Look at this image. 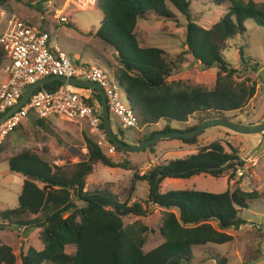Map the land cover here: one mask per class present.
Instances as JSON below:
<instances>
[{"label":"trees","instance_id":"trees-1","mask_svg":"<svg viewBox=\"0 0 264 264\" xmlns=\"http://www.w3.org/2000/svg\"><path fill=\"white\" fill-rule=\"evenodd\" d=\"M192 1L96 0L103 19L94 36L115 51L117 65H109V69L113 81L124 90L139 126L165 122L167 125L160 132L166 133L171 131L168 124H184L196 115L208 117L200 119V124L210 119H226V114L242 111L255 96V83L242 80L240 71L231 68L223 54L229 41L246 33L245 20H253L264 29V3L214 0L218 7L225 3L229 7L217 23L204 29L192 20ZM8 2L0 0V9L6 8ZM177 14L186 20L185 53L202 69L217 70L211 87L191 85L184 80L168 82L185 62L184 57L171 59L162 49L142 44L137 39L136 27L141 19L152 15L162 21H173ZM237 52L243 69L248 70L244 48ZM4 59L0 48V70ZM64 86L54 82L44 85L42 90L54 93ZM87 91L91 92V97L86 103L99 109L100 95L94 90ZM29 119L44 129L42 122L33 117ZM100 120L103 131L101 116ZM117 131L123 142L121 129ZM157 133L152 132L136 143L141 144ZM24 135L19 125L7 138L8 146L21 143ZM197 137L180 141L194 146ZM85 144L87 158L75 164L58 166L30 150L6 159L9 171L23 179V186L18 206L0 212V231L4 228L38 230L43 245L40 251L30 247L21 256V264H192L194 247L232 242L233 236L226 231H238L245 226L241 213L249 209L251 202L263 198L257 191L245 192L239 187L220 194L196 190L160 192V185L166 179L188 180L200 175L221 178L232 171L227 179L234 181L237 172L245 168V162L238 160V152L232 145L220 141L203 146L184 159L156 165L143 175L135 173L130 192L135 191V183H146L147 202L163 210L159 227L163 241L145 253L148 227L138 220L124 225V219L146 217V209L139 204L120 203L107 190L86 188V179L95 165L133 170L131 163L114 161L96 140L85 138ZM149 151L154 154L152 148ZM213 260L216 264H226L222 258ZM0 264H17L11 247L2 242Z\"/></svg>","mask_w":264,"mask_h":264},{"label":"rangeland","instance_id":"rangeland-1","mask_svg":"<svg viewBox=\"0 0 264 264\" xmlns=\"http://www.w3.org/2000/svg\"><path fill=\"white\" fill-rule=\"evenodd\" d=\"M213 1L193 0L191 4L192 20L204 29H209L217 23L229 7L227 3L218 7L214 5ZM242 1L264 3V0ZM67 2L68 0H9L7 7L0 9V34L7 27L11 17H15L20 22L49 32L52 46L59 47L77 64L98 66L113 81L109 65L114 67L117 65L115 51L94 36L102 19V15L96 7L97 2L88 11H79L71 5L65 9L64 5ZM60 12L62 16L68 17V25L59 24ZM185 26L186 20L179 14L173 21H162L150 15L147 16V19L139 21L136 35L139 42L162 49L171 59L179 56L184 57L185 62L168 79V82L184 80L189 81L191 85L211 87L215 83L217 70L216 68L202 69L198 62L185 53ZM244 28L246 30L244 35L228 42V48L223 57L231 68L240 71L239 77L242 80L249 79L255 83L256 93L242 111L226 114L225 118L233 123L250 126L264 119V29L259 28L253 20H245ZM241 47L244 48L246 65L249 67L246 71L238 58L237 51ZM253 68H256L255 72ZM120 89L121 101L128 105L124 90L121 87ZM82 91L80 92L82 95L89 96L87 90ZM97 110L100 111V108ZM109 116L113 132L118 135L117 130L121 129L124 135L123 142L129 146L137 145L138 139H143L152 132H160L167 125L165 122H160L147 127L140 126L139 130H123L114 116L111 114ZM204 118L208 117L196 115L184 124L170 123L168 126L171 131L184 132L199 125L200 119ZM27 122L29 128H26L24 132L26 135L21 143L10 147L7 139L0 150V212L12 210L18 206V196L23 184V179L12 175L7 163L3 162L7 158L27 150L36 151L48 162L58 166H64L67 163L75 164L84 158L76 152L80 153L81 148H84L82 132L85 133L88 130L86 122L82 124V129L79 124H74L79 126L77 128L69 127L65 132L57 126L52 125L49 128L47 123L46 128H49V131H43L35 126V121ZM65 125L73 124L65 123ZM80 129L82 132H79ZM257 139L255 135L243 136L223 128H210L197 137V144L194 146L172 139L160 141V144H155L154 148L151 147L154 154L149 151L151 148L136 154H119L117 152L116 156H108L116 162H130L133 170L110 169L97 164L93 173L86 179L87 189L89 191L107 190L120 203L139 204L143 209H146V217L129 216L124 219V225L132 224L138 220L148 227L146 244L143 248L146 253L155 249L163 241L159 234L163 210L151 202H147L148 186L146 183H135V191L130 192L133 175L135 173L143 175L156 165L184 159L214 141H220L223 144L229 143L237 150L239 158L244 159L243 162H245V168L241 170L242 175L239 176L238 171L234 181L228 182L227 179L232 171L221 178L200 175L188 180L166 179L160 185V192L196 190L220 194L227 189L233 190L239 187L245 192L257 191L258 194L263 195L262 199L251 202L249 209L243 210L241 213V218L246 222L245 226L238 231L232 229L226 231L227 234L233 236L232 242L224 245L194 247L191 254L195 259L192 264H216L213 260L215 257L222 258L226 264H264V137L262 141L260 135V142L255 145ZM0 242L11 247L17 264H21V256L24 255L27 247L37 250L43 247L40 244L39 231L37 230L24 231L4 228L0 231Z\"/></svg>","mask_w":264,"mask_h":264},{"label":"built area","instance_id":"built-area-1","mask_svg":"<svg viewBox=\"0 0 264 264\" xmlns=\"http://www.w3.org/2000/svg\"><path fill=\"white\" fill-rule=\"evenodd\" d=\"M79 11H88L96 0H68L64 5ZM59 24H69L67 16L58 17ZM49 32L20 22L11 17L7 27L0 34V48L4 53L1 72L6 80L0 86V117L12 109L26 90L34 83L51 77L77 79L95 83L103 90L109 115H113L123 130H139V123L129 102L125 105L120 98V86L110 80L98 66L80 65L73 62L61 49L52 46ZM51 93L39 88L27 103L0 124V147L9 135L31 117L36 120L56 118L64 122L86 121L90 133L96 137L99 147L108 155L116 156V147L100 129V111L94 109L81 95V91L70 85ZM127 99V97H126ZM242 171H239L241 176Z\"/></svg>","mask_w":264,"mask_h":264},{"label":"water","instance_id":"water-1","mask_svg":"<svg viewBox=\"0 0 264 264\" xmlns=\"http://www.w3.org/2000/svg\"><path fill=\"white\" fill-rule=\"evenodd\" d=\"M59 82L62 84H67L72 87H75L76 89H82V90H94L98 92V94L101 97V118L103 122V131L105 136L112 142L116 148L126 154H136L141 151H147L155 144L159 143L163 140H184V139H193L197 136H199L201 133H203L205 130L210 128H223L226 130H229L235 134L243 135V136H253V135H261L262 141L264 137V120L261 123L250 125V126H244L238 123H233L231 121H228L226 119H211L204 121L200 125H198L195 129L191 131H170V132H159L156 135H154L151 139L135 145V146H129L126 145L124 142H122L117 134H115L111 128V120L109 116V111L107 107V101L106 96L103 92V90L100 88L99 85L91 82H86L82 80L77 79H65V78H57V77H51L46 78L43 80H40L34 84H32L26 92L23 94L19 102L10 109L6 114H4L2 117H0V124L3 123L6 119H8L12 114H14L16 111H18L22 106H24L29 98L33 95V93L38 90L39 88H42L44 85L49 83ZM261 141V142H262ZM255 152V151H254ZM239 161H244V159L239 158ZM252 226V224H249Z\"/></svg>","mask_w":264,"mask_h":264},{"label":"crops","instance_id":"crops-1","mask_svg":"<svg viewBox=\"0 0 264 264\" xmlns=\"http://www.w3.org/2000/svg\"><path fill=\"white\" fill-rule=\"evenodd\" d=\"M98 10V9H97ZM99 11V10H98ZM100 12V11H99ZM101 13V12H100ZM101 15H102V13H101ZM102 19H103V16H102ZM102 19H101V21H102ZM66 55H67V53H65ZM5 60V59H4ZM2 75V79L0 80V86H1V84L6 80V77H5V75L1 72V70H0V76ZM79 90H81V89H79ZM81 92H83V91H81ZM88 94H89V96L91 97V92L90 91H88ZM82 95V94H81ZM82 96H84V95H82ZM89 96H84L85 98H90ZM264 119H261L260 121H257V123L256 124H258V123H261L262 121H263ZM27 121H31V119H29V120H24L23 121V123L21 124L23 127V131L25 132V130H26V128L28 129L29 128V123L27 122ZM37 121H40V122H42L43 123V125H44V129L43 128H41V130H43V131H49L48 129L49 128H51V126L53 125V126H57V127H60L61 128V130L63 131V132H65V130L66 129H68L69 127H78L79 125H80V128L82 129V124L84 123V122H86V121H78V122H76V123H69V122H64V121H61V120H59V119H56V118H50V119H47V120H37ZM36 121V122H37ZM34 121L32 120V122L31 123H33ZM46 123L49 125L48 127L49 128H46ZM65 123L66 124H73V125H65ZM87 123V122H86ZM74 124H79V125H74ZM87 125V127H88V130L84 133V132H82V130L80 129L79 130V132H82V134H83V137H84V148H81V150H80V153L79 152H76V153H78L79 155H82L84 158L82 159V160H85L86 158H87V149H86V144H85V138H88V139H90V140H92V141H95L96 140V137L94 136V135H92L91 133H90V130H89V126H88V124H86ZM112 128V127H111ZM255 136H257V141H256V143H255V145H258V143L260 142V135H255ZM11 138H13V136L11 137ZM10 138V139H11ZM96 142H97V140H96ZM162 142V141H161ZM160 144V143H159ZM15 146H17V144L16 145H14V146H10V147H15ZM83 147V146H82ZM258 147V146H257ZM103 149V148H102ZM105 150V149H104ZM38 155H40L39 153H38ZM40 157L43 159V160H45V161H47L46 159H44L41 155H40ZM3 162H6V160H4ZM7 163V162H6ZM7 165H8V163H7ZM96 166V165H95ZM94 166V167H95ZM105 167V166H104ZM9 169V168H8ZM93 170H94V168H93ZM12 175H13V173H12ZM16 176V175H15ZM19 177V176H18ZM22 186H23V184H22ZM86 188H87V184H86ZM19 197V196H18ZM20 230H23V229H20ZM38 231V230H37ZM41 244V246H43L42 245V243H40ZM30 248V247H29ZM28 247H27V250L29 249ZM41 248V247H40ZM27 250L25 251V253H24V255L26 254V252H27ZM35 250H37V249H35ZM41 250V249H40ZM39 249L37 250V251H40Z\"/></svg>","mask_w":264,"mask_h":264},{"label":"clouds","instance_id":"clouds-1","mask_svg":"<svg viewBox=\"0 0 264 264\" xmlns=\"http://www.w3.org/2000/svg\"><path fill=\"white\" fill-rule=\"evenodd\" d=\"M99 111V110H98ZM100 116H101V111H100ZM111 120V119H110ZM140 127V126H139ZM104 133V132H103ZM108 139V138H107ZM110 141V140H109ZM112 143V142H111ZM138 145V144H137ZM116 147V146H115ZM117 149V148H116ZM239 171H241V170H239ZM242 174V173H241Z\"/></svg>","mask_w":264,"mask_h":264}]
</instances>
